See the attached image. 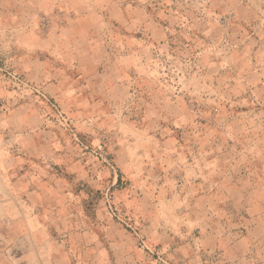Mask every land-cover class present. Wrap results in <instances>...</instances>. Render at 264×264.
<instances>
[{"label":"rangeland","instance_id":"1","mask_svg":"<svg viewBox=\"0 0 264 264\" xmlns=\"http://www.w3.org/2000/svg\"><path fill=\"white\" fill-rule=\"evenodd\" d=\"M0 264H264V0H0Z\"/></svg>","mask_w":264,"mask_h":264}]
</instances>
